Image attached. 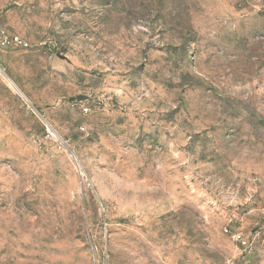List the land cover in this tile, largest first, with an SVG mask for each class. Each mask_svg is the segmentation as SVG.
<instances>
[{
    "label": "rangeland",
    "instance_id": "obj_1",
    "mask_svg": "<svg viewBox=\"0 0 264 264\" xmlns=\"http://www.w3.org/2000/svg\"><path fill=\"white\" fill-rule=\"evenodd\" d=\"M0 26L28 42L0 264H264V0H0Z\"/></svg>",
    "mask_w": 264,
    "mask_h": 264
},
{
    "label": "built area",
    "instance_id": "obj_2",
    "mask_svg": "<svg viewBox=\"0 0 264 264\" xmlns=\"http://www.w3.org/2000/svg\"><path fill=\"white\" fill-rule=\"evenodd\" d=\"M28 46V42L24 40L19 34L12 32L6 26H0V60L2 54L9 49L25 48ZM229 232L228 230H225ZM233 240L237 241L243 246H247V240L245 236L238 232L231 233Z\"/></svg>",
    "mask_w": 264,
    "mask_h": 264
}]
</instances>
